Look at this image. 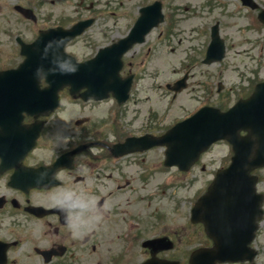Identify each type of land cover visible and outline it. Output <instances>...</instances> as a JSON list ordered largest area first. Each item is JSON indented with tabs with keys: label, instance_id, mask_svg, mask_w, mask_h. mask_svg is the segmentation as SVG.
Listing matches in <instances>:
<instances>
[{
	"label": "flooded vegetation",
	"instance_id": "1",
	"mask_svg": "<svg viewBox=\"0 0 264 264\" xmlns=\"http://www.w3.org/2000/svg\"><path fill=\"white\" fill-rule=\"evenodd\" d=\"M45 1L51 3L45 15L52 16V23L44 28L91 21L80 36L67 44V51L80 61L126 37L142 8L159 2L166 18L123 57L122 78L134 74L130 96L124 104L112 92L104 99L85 101L71 96L66 88L58 92L60 103L54 111L40 112V102L55 100V96L41 95L42 89L50 86L48 80H36L39 74L35 72L20 81L0 79V129L7 135L16 131L24 135L19 146L0 137V264H125L131 248L146 239L166 237L175 241L178 237L187 242L188 227L182 237L177 234L173 217L160 222L159 204L173 199L166 187L172 190L190 183L191 168L167 166L166 146L127 155H116L113 148L128 136L161 135L166 131L167 122L162 120L165 108L159 112L165 91L149 72L157 67L160 54L174 53L184 40L190 41L178 26V15L183 9L217 7L224 0ZM257 1L264 7V0ZM18 3L23 4L21 0L11 4L4 1L9 11L2 13L0 9V30H4L11 52L4 58L11 60L15 57L17 37L26 39L29 30V19L16 10ZM26 4L23 5L29 6ZM16 15L22 19L17 21ZM154 18L152 13L148 22ZM139 33H143V27ZM18 66L0 60V71ZM139 73H143V78ZM166 91L170 93L168 88ZM62 156L65 158L59 160ZM42 173L46 176L40 180ZM54 175L57 178L53 179ZM168 183L172 185L166 186ZM134 184H139L135 194L139 192L142 202L135 209L128 200L129 209L123 207V192L134 188ZM65 189L97 203L95 208L84 211L85 218L103 215L81 238H73L64 213L51 205L50 196ZM128 214L136 222L123 225V215ZM206 240L210 241L207 236ZM140 254L141 262L153 257L178 258L179 264L190 260L186 255L176 257L174 248L157 252L142 248Z\"/></svg>",
	"mask_w": 264,
	"mask_h": 264
},
{
	"label": "rangeland",
	"instance_id": "2",
	"mask_svg": "<svg viewBox=\"0 0 264 264\" xmlns=\"http://www.w3.org/2000/svg\"><path fill=\"white\" fill-rule=\"evenodd\" d=\"M236 5L238 7H236ZM47 6L45 3L44 7ZM50 7V6H49ZM230 10L240 9L241 13L231 12L230 15L223 12L220 8L215 10L206 7H190L189 9H183L181 14L178 15V26L181 28V32L184 36L190 38V41H185L182 45L181 50L177 51L181 54L176 56L168 57L163 55L159 57L157 67L150 70V74L154 75L159 81L171 76L176 78L184 74V68L179 66L181 62L188 60L191 54H187L185 51H190L192 47H199L200 50L203 48L204 38L197 36L193 27L200 26L204 22H212L213 20L219 19L222 23L223 34L225 33L227 42L230 44V49L226 57V62L222 65L219 63H213L210 65H199L195 74L190 77V83H195L198 79H208L211 82L222 79L225 87L218 95V103H229L232 100H236L238 94L245 93L251 86L252 82L255 83L258 80L264 79V53L258 54L259 42H264V29L246 28L247 24H250V15L246 9L235 2H232L229 7ZM43 10H46L43 8ZM183 19H186L184 21ZM11 27V26H9ZM247 31H245V28ZM248 33V36L252 37L251 42H243L240 40L242 36ZM191 36H194L191 39ZM233 44V45H231ZM249 47L251 49L249 50ZM243 48H248L249 52L244 54ZM10 46L8 45V38L4 34V30H0V56H10ZM201 58V56H200ZM176 66L175 71H171L172 67ZM224 69V72L221 70ZM151 79V78H149ZM216 88V85H214ZM244 87V88H243ZM191 89V88H190ZM189 95V92H188ZM164 108L162 106L159 112ZM128 117L132 116L128 114ZM228 150L224 144L219 143L213 146L205 155V160L213 161L216 159L218 164L228 154ZM217 164H212L216 166ZM264 175V173H263ZM264 178V177H263ZM264 180V179H263ZM197 187L196 185L193 188ZM259 187L264 188V182ZM194 192V190H193ZM181 222H183L181 220ZM264 233V230L263 232ZM264 240V235L262 239Z\"/></svg>",
	"mask_w": 264,
	"mask_h": 264
},
{
	"label": "water",
	"instance_id": "3",
	"mask_svg": "<svg viewBox=\"0 0 264 264\" xmlns=\"http://www.w3.org/2000/svg\"><path fill=\"white\" fill-rule=\"evenodd\" d=\"M248 102L250 107V114L245 110L247 114L244 112H239L237 116H235L234 114H231V116H228L227 114H218L216 116L209 117L205 122L204 136L207 138L208 142H210L211 140H213V138L225 136L228 132H231V134L235 137L240 145L246 142L250 149L254 148V146L256 145L258 147L256 151V157L254 160L250 159V163L246 166L247 169H250L255 166V164H262L264 162V84H261L258 87L257 92L251 100L247 101V104ZM228 118L232 122L231 127ZM241 128L249 129V138L242 139L237 135L238 129ZM199 129L200 128L198 127L192 130H188L190 133L189 135L192 134V138L197 137L196 131H198ZM240 145L237 146L238 154L235 157L236 161L248 160L250 151ZM239 167L240 165L236 164L235 168ZM237 174H239V169L237 170ZM259 212V209L256 207L255 218L254 213L253 216H251L252 222L257 218ZM252 230L253 228H251V231ZM217 257H219L220 259H225L224 255H220ZM200 264L204 263L200 262ZM211 264H213V262Z\"/></svg>",
	"mask_w": 264,
	"mask_h": 264
},
{
	"label": "clouds",
	"instance_id": "4",
	"mask_svg": "<svg viewBox=\"0 0 264 264\" xmlns=\"http://www.w3.org/2000/svg\"><path fill=\"white\" fill-rule=\"evenodd\" d=\"M46 174L42 173L40 180L45 178ZM57 178L56 175L53 179ZM52 207L58 209L64 213L65 222L72 232L73 238H81L91 231L96 224L102 219V213L96 216L85 218L84 211H90L97 206V203L88 198L87 200L83 196H77L72 190H62L57 194L50 196ZM80 209V211H76ZM107 209H104L106 211Z\"/></svg>",
	"mask_w": 264,
	"mask_h": 264
}]
</instances>
